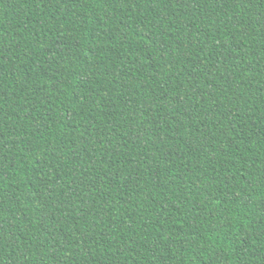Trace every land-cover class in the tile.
Returning <instances> with one entry per match:
<instances>
[{
    "label": "trees",
    "instance_id": "16d2710c",
    "mask_svg": "<svg viewBox=\"0 0 264 264\" xmlns=\"http://www.w3.org/2000/svg\"><path fill=\"white\" fill-rule=\"evenodd\" d=\"M0 264H264V0H0Z\"/></svg>",
    "mask_w": 264,
    "mask_h": 264
}]
</instances>
